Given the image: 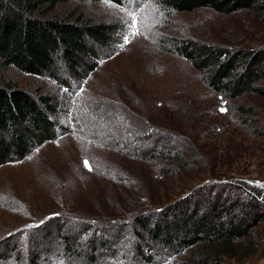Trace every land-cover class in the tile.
I'll use <instances>...</instances> for the list:
<instances>
[{"label":"rangeland","instance_id":"374dc122","mask_svg":"<svg viewBox=\"0 0 264 264\" xmlns=\"http://www.w3.org/2000/svg\"><path fill=\"white\" fill-rule=\"evenodd\" d=\"M79 6L90 15L120 24L122 34L113 49L102 53L87 77H69L73 88L62 86L49 75L4 67L0 61V83L12 82L32 92L54 95L59 114L52 119L69 128L55 140L31 148L24 159L12 157L0 166V264H48L55 260L54 252L42 251L49 247L45 243H53L41 242V232L56 230L60 221L66 224L65 234L84 231L85 243L100 232L110 239L116 231L112 233L99 223L127 216L131 213L129 203L138 196L149 208L165 207L186 195L188 188L204 184L193 172L162 179L157 172L159 162L133 161L135 151L128 143L134 145V136L141 135L142 129H133L124 112L111 108H125L126 112L130 108V118L135 117L141 126L150 120L189 134L206 163L218 172L248 177L264 169V137L254 136L250 128L239 124L234 109L220 104L175 52L185 37L263 44L264 22L247 10L231 15L207 8L167 12L153 0H123V5L108 0H72L59 4L56 11L65 14ZM253 105L260 112L256 119L262 121L264 99L254 100ZM202 113L206 114L204 121ZM113 134L123 143L109 145L108 141H116ZM117 239L111 238L110 243L118 260L116 263L110 255L113 264L146 263L137 254L139 238L131 223ZM150 250L146 249L145 255H154L161 263L166 259ZM103 251L99 264H110ZM240 257L246 264H264V222L255 229L251 242L243 243ZM180 258L176 255L168 263L175 264L171 262ZM63 260L59 263L67 258Z\"/></svg>","mask_w":264,"mask_h":264},{"label":"trees","instance_id":"16d2710c","mask_svg":"<svg viewBox=\"0 0 264 264\" xmlns=\"http://www.w3.org/2000/svg\"><path fill=\"white\" fill-rule=\"evenodd\" d=\"M70 1L0 0L1 64L22 73L49 75L69 88L74 87L69 80L71 75L78 79L87 77L102 53L120 42L122 27L90 15L80 6L65 14L56 11L59 4ZM108 1L123 5V0ZM153 3L163 11L178 13L207 8L231 15L247 10L256 20L264 22V0H153ZM175 52L189 63L196 80L220 104L234 109L239 124L250 128L254 136L264 137V119H256L260 112L253 105L254 100L264 99V42L237 45L233 41L213 43L185 37ZM57 103L54 95L40 90L32 92L12 82L0 83V166L12 157L24 159L31 148L55 140L59 133L69 130L52 119L59 114ZM109 110L125 113L133 129H139L137 126L142 129L141 135L134 136V145L128 143L135 151L133 161L159 162L157 172L162 179L193 172L204 184L188 188L186 195L165 207L149 208L138 196L129 203V216L112 218L99 225L108 226L112 233L116 231L110 237L117 239L131 223L139 238L137 254L146 260L145 264H169L176 255L183 258L171 263L246 264L240 257L243 243L251 242L255 229L264 222V169L248 177L218 172L214 165L206 163L189 134L150 120L141 126L135 117L130 118V108L128 113L125 108ZM205 117L202 113L201 121ZM114 139L108 141L109 145L123 143L117 135ZM150 139L152 143L148 142ZM65 226L60 221L56 230L41 232V242L53 243H45L49 247H43L42 251L54 252L56 256L48 264H60L63 258L67 261L61 264H99L103 250L113 264L109 258L113 255L115 259L116 254L110 250L108 234H92L93 238L85 243L84 231L65 234ZM146 249L161 253L167 260L161 263L154 255H145Z\"/></svg>","mask_w":264,"mask_h":264},{"label":"snow or ice","instance_id":"6c2138e0","mask_svg":"<svg viewBox=\"0 0 264 264\" xmlns=\"http://www.w3.org/2000/svg\"><path fill=\"white\" fill-rule=\"evenodd\" d=\"M221 111H224V109H221ZM85 163H87V162H85Z\"/></svg>","mask_w":264,"mask_h":264}]
</instances>
